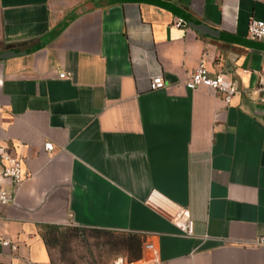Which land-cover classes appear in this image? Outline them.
Masks as SVG:
<instances>
[{"label":"crops","instance_id":"crops-1","mask_svg":"<svg viewBox=\"0 0 264 264\" xmlns=\"http://www.w3.org/2000/svg\"><path fill=\"white\" fill-rule=\"evenodd\" d=\"M253 18L264 0H0V152L24 170L4 184L0 264H52L42 232L53 224L141 234L163 264H264ZM201 62L236 82L230 105L187 88ZM157 75L166 87L153 90ZM177 206L194 235L167 216Z\"/></svg>","mask_w":264,"mask_h":264},{"label":"built area","instance_id":"built-area-1","mask_svg":"<svg viewBox=\"0 0 264 264\" xmlns=\"http://www.w3.org/2000/svg\"><path fill=\"white\" fill-rule=\"evenodd\" d=\"M177 26L182 24L178 21ZM248 35L252 39L264 40V20L251 19L249 22ZM62 78L67 77L66 73L60 74ZM187 88L195 90L201 87L209 89L213 94L219 95L223 98L227 105H230L234 96L238 93V87L235 81L228 80L223 74L212 75L206 65L201 62L200 65L190 74L186 81ZM150 87L153 90L163 89L166 87V82L163 75L153 76L151 78ZM261 90H264V76L261 84ZM264 104V97L260 99ZM45 150L52 152L54 144L46 142L44 144ZM1 158L5 165L0 174V206L7 204L11 200V193L5 187L6 182L13 183L18 187L24 178V170L21 160L12 159L4 152H0ZM149 203L156 202V196L150 195L147 199ZM167 216L173 224L185 235L192 236L195 233V221L192 218L191 211L183 206H177L172 212L167 211ZM264 243V238L260 240ZM1 244L10 248L11 253H16L18 244L9 239L2 238ZM143 257L141 260L143 264H163L158 248L152 242H144L142 247ZM140 260V261H141ZM112 264H138V261H129L124 256H118L114 259Z\"/></svg>","mask_w":264,"mask_h":264},{"label":"trees","instance_id":"trees-1","mask_svg":"<svg viewBox=\"0 0 264 264\" xmlns=\"http://www.w3.org/2000/svg\"><path fill=\"white\" fill-rule=\"evenodd\" d=\"M62 228V225L54 224L43 226L42 238L50 254L52 264V248L59 246L64 237L75 235L73 233L74 231L83 236L88 235L104 239L103 244L105 246L110 247L116 253H124L129 261H139L143 257L142 247L145 242V237L141 234L81 226H74L73 228L67 227V230H62ZM52 237L54 241H52Z\"/></svg>","mask_w":264,"mask_h":264},{"label":"rangeland","instance_id":"rangeland-1","mask_svg":"<svg viewBox=\"0 0 264 264\" xmlns=\"http://www.w3.org/2000/svg\"><path fill=\"white\" fill-rule=\"evenodd\" d=\"M74 226L64 225L62 230ZM73 233L75 235L64 237L59 246L52 248L53 264H112L116 257H126L124 253H116L110 247L105 246L104 239L83 236L75 231ZM51 239L54 241L53 237Z\"/></svg>","mask_w":264,"mask_h":264},{"label":"water","instance_id":"water-1","mask_svg":"<svg viewBox=\"0 0 264 264\" xmlns=\"http://www.w3.org/2000/svg\"><path fill=\"white\" fill-rule=\"evenodd\" d=\"M4 56V55H3Z\"/></svg>","mask_w":264,"mask_h":264}]
</instances>
